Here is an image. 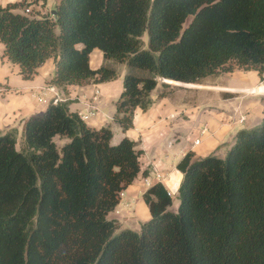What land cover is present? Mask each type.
<instances>
[{"label":"trees","instance_id":"trees-1","mask_svg":"<svg viewBox=\"0 0 264 264\" xmlns=\"http://www.w3.org/2000/svg\"><path fill=\"white\" fill-rule=\"evenodd\" d=\"M46 1L0 4L4 56L25 79L55 57L50 84L62 88L117 76L91 68L95 48L125 63L114 114L123 131L163 79L197 83L237 67L264 80V0H61L38 16ZM113 136L59 101L25 122L20 149L17 128L0 134V264H264V118L225 157L178 162L175 211L161 182L149 187L140 231L108 218L141 171L136 142Z\"/></svg>","mask_w":264,"mask_h":264},{"label":"crops","instance_id":"crops-1","mask_svg":"<svg viewBox=\"0 0 264 264\" xmlns=\"http://www.w3.org/2000/svg\"><path fill=\"white\" fill-rule=\"evenodd\" d=\"M19 1L0 0V4ZM60 2L53 1L54 10ZM33 10L38 16L53 12L48 0L45 5H35ZM90 66L92 69L108 66L116 70L117 76L105 82L92 80L66 88L56 87L50 84L56 72V60L51 57L38 68L33 78L25 79L19 65L4 56V44L0 42V134L17 128L21 135L18 144L23 143L25 122L37 115L44 108L41 105L49 99L67 102L69 110L77 113H88L92 105H96L98 112L85 122L96 129L111 127L113 142L114 138L128 137L142 151L141 171L108 214L109 219L118 222L119 229L140 231L142 224L151 219L144 194L158 182L171 194L169 209L175 211L184 177L177 168L178 162L188 152L193 154V159L225 157L238 131L254 128L264 118V83L259 72L235 69L207 76L197 83L163 79L152 92V106L146 111L137 108L133 127L123 131L115 122L114 114L124 88L126 64L105 58L103 52L95 48L90 53ZM162 82L173 87V91L160 98ZM198 138L200 142L195 144Z\"/></svg>","mask_w":264,"mask_h":264},{"label":"rangeland","instance_id":"rangeland-1","mask_svg":"<svg viewBox=\"0 0 264 264\" xmlns=\"http://www.w3.org/2000/svg\"><path fill=\"white\" fill-rule=\"evenodd\" d=\"M53 1L54 0H48V7L50 8V10H54V7H53ZM47 2V1H46ZM191 19H192V17L190 16L188 19H187V21H186V23H185V26L191 21ZM143 39H144V41H145V44L147 45V43H148V37H147V34H145L144 35V37H143ZM113 60V59H112ZM235 69H239V68H237V67H235L233 70H235ZM232 70V71H233ZM244 70V69H243ZM164 90H167V91H170L169 93H171L172 91H173V87H168V88H165ZM160 91H163V87H161V89H160ZM50 101H51V99H49V100H47V102L45 103V104H40L41 106H43L44 108H42L41 109V111L38 113V114H41V113H43V111L45 110V108L47 107V105L50 103ZM94 106H96V105H94ZM97 107V106H96ZM97 109H98V107H97ZM258 126V125H257ZM257 126H255V127H257ZM112 131H113V133H114V130L112 129ZM21 135L20 134H18V139H19V137H20ZM56 140V142H57V144L59 145V146H61L62 144H63V140H61L60 138H56L55 139ZM114 142H119L121 139H118V140H116L115 138H114ZM17 147H18V149H20L21 147H22V143H19V144H17Z\"/></svg>","mask_w":264,"mask_h":264},{"label":"built area","instance_id":"built-area-1","mask_svg":"<svg viewBox=\"0 0 264 264\" xmlns=\"http://www.w3.org/2000/svg\"><path fill=\"white\" fill-rule=\"evenodd\" d=\"M23 11H24L25 13H30V12H31L30 7H28V8H24ZM263 83H264V80H263ZM54 102L56 103L57 100H55ZM97 112H98L97 107L94 106V105H92V109H91L88 113L78 112V114H79V116L81 117V119H82L83 121H87L91 116H94ZM244 119H245V117H241V120H244ZM199 142H200V139H199V138L196 139V140L194 141L195 144H198ZM158 177H159V175H158ZM145 182H146V184H149V181H148L147 179H146ZM121 194H122V193H121ZM169 194H170V193H169ZM170 195H171V194H170ZM115 212L118 213L119 211L116 210Z\"/></svg>","mask_w":264,"mask_h":264},{"label":"water","instance_id":"water-1","mask_svg":"<svg viewBox=\"0 0 264 264\" xmlns=\"http://www.w3.org/2000/svg\"><path fill=\"white\" fill-rule=\"evenodd\" d=\"M56 12H57L56 10H53L52 14H53V15H55V14H56ZM165 80H166V79H165Z\"/></svg>","mask_w":264,"mask_h":264}]
</instances>
